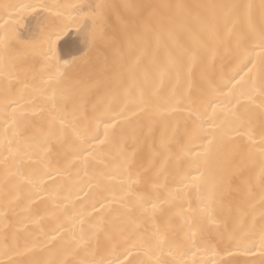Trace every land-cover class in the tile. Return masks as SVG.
Wrapping results in <instances>:
<instances>
[{
    "label": "snow or ice",
    "instance_id": "snow-or-ice-1",
    "mask_svg": "<svg viewBox=\"0 0 264 264\" xmlns=\"http://www.w3.org/2000/svg\"><path fill=\"white\" fill-rule=\"evenodd\" d=\"M18 7L34 14L37 27L26 36L27 24H0L3 214L14 211L25 187L30 202L43 199L45 178L55 181L77 165L88 178L89 191L80 190L84 196L93 187L105 194L93 199L90 210L83 207L67 217L71 228L62 222L43 241L26 240L21 247L15 236L9 243L5 232L7 264H216L204 256L218 249L229 257L234 251L245 256L258 251L264 264V0ZM73 30L86 50L62 61L58 45L71 42ZM37 56L41 72L56 68L47 80L40 77L39 86L34 83ZM74 67L81 71L70 73ZM173 80H183L186 88L169 91ZM29 88L46 99L47 117L44 108L24 107ZM177 110L188 112L183 131L177 129L158 148L148 145L144 124L131 127L134 117L152 121ZM197 140L203 142L199 150L191 146ZM223 146H231L229 164L240 160L238 171L229 174L225 165L205 175L201 165L207 167ZM105 148L115 151L112 168L105 164ZM97 163L107 170L97 174ZM185 163L198 175L183 170ZM256 169L259 200L250 177L243 181L245 198L236 201L234 182L244 170ZM169 175L180 176L174 189ZM201 178L205 187L197 206L186 194L187 210L177 205L184 188L201 191L196 183ZM174 216L184 220L179 228ZM217 220L223 227L213 232L207 222Z\"/></svg>",
    "mask_w": 264,
    "mask_h": 264
},
{
    "label": "bare ground",
    "instance_id": "bare-ground-1",
    "mask_svg": "<svg viewBox=\"0 0 264 264\" xmlns=\"http://www.w3.org/2000/svg\"><path fill=\"white\" fill-rule=\"evenodd\" d=\"M125 3V2H151V3H218V2H239V3H259V0H0V24H3L4 21L9 23H14L19 21L21 24H27L30 31L25 32L24 34L31 35L33 31L36 30L37 20L33 19V13L31 11L22 12L18 7L24 4H35V3H47L50 5L63 4V3ZM5 5L8 6H17V7H8L5 8ZM154 47V44H153ZM84 44L81 39L76 37L75 31L73 30L72 41L69 43L61 42L58 45V51L63 60H70L74 56H81L83 51H85ZM42 61L37 56L35 61V70H36V79L34 83L39 86L41 84L40 77L43 76L47 80L49 75H54L56 73V68H49L44 72L40 71ZM147 63V60H145ZM220 67V60L216 62L217 70ZM63 71V69H61ZM72 74L79 73L81 69L79 67H74L68 69ZM200 69H197V77L199 75ZM29 82L33 83L32 76L29 75ZM175 87L176 90L183 91L186 88V84L183 80L177 82L172 81V84L168 86L169 91L171 88ZM25 99L22 102L24 107L31 111L39 112V109L44 108V115L47 117V110L49 105L46 99L39 95L34 94L32 88H29L24 93ZM188 116L187 111H163L160 114L153 117L152 121H147L141 115L139 117H134L131 120V127L137 125V121H140L144 124L143 131L145 134L149 135L148 145L159 147L162 140H167L171 138L174 132L177 129L183 131L185 120ZM3 117V97L0 94V123H2ZM30 119L34 117H29ZM38 119L39 117H35ZM187 139L185 138V143ZM202 141L197 140L192 147H195L199 150L200 144ZM171 150L175 152L177 146L175 144L171 145ZM231 151V146H223L220 148L209 160V165L205 167L203 164L201 168L205 171V175L209 168L219 171L228 165V172L231 174L233 171H238V166L241 165L239 159H235L228 162V153ZM106 159L105 164L109 168L115 166V161L113 157L115 156V151L110 148H105ZM148 159V148H145L144 162L147 163ZM164 157H161L163 160ZM105 164L97 163L94 171L98 174L100 171L107 170ZM174 164V162H173ZM169 170H172V165H169ZM183 170L192 171L193 176L198 175L195 169L189 168L185 163L183 165ZM93 169H90L92 172ZM79 172V175L77 174ZM251 177L253 187V192L256 200H259L260 189H259V177L258 169L253 172L244 170L233 184V198L236 201H242L248 191V186L243 181H247ZM162 182L163 177L161 178ZM180 181V176L169 175L167 183L174 189L177 187ZM88 178L84 177L83 172L79 171V165L73 168L67 169L63 176L57 177L55 181L45 178V196L43 199H36L32 202L29 200L31 191L28 187H25L21 193L20 200L18 204L15 205L14 211L9 210L6 214H3V193L0 191V260H4L7 264L8 257L3 256V236L7 232L9 237V243L13 242V237L17 238L16 242L22 247L26 240H41L45 239L46 234L51 233L58 224L64 222L66 229L71 228L70 224L66 223L67 217L72 216L75 212L79 211L83 207H87L90 210V205L93 202V199H99L105 193L99 192L95 187L92 188L89 196L85 197L84 193L81 192V188H84V191H89L86 187ZM197 185L200 187L201 191L197 192L196 188L191 186L184 188L182 192V199L177 201V205L183 204L185 210H187L188 204L183 199V196L186 194L187 200L191 201L192 207L197 206V198L201 196L204 191V178L196 181ZM118 184V182H117ZM163 194V193H162ZM186 215L192 216L194 213H189L186 211ZM184 223V220L180 216H174V227L179 228ZM207 226L215 232L216 228L219 226L221 229L223 227L222 223L217 220L216 223L207 222ZM79 225L76 226V231L78 233ZM66 240H71V237L68 235L67 231L64 233ZM224 245H220V249H223ZM203 255V254H201ZM259 252L257 251L254 255L245 256L239 252L234 251V255L229 257L227 253L222 250L217 251V253H208L204 256V259L216 262L219 264L220 261L233 260L235 264H246V262H251L256 260V264H259ZM197 260L201 259V256L196 257Z\"/></svg>",
    "mask_w": 264,
    "mask_h": 264
}]
</instances>
